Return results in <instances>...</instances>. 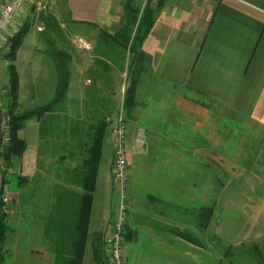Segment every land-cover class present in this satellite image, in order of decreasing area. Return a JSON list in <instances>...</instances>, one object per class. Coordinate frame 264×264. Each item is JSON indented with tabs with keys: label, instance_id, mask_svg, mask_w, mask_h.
Returning <instances> with one entry per match:
<instances>
[{
	"label": "crops",
	"instance_id": "1",
	"mask_svg": "<svg viewBox=\"0 0 264 264\" xmlns=\"http://www.w3.org/2000/svg\"><path fill=\"white\" fill-rule=\"evenodd\" d=\"M7 1L0 0V10ZM145 2L26 0L9 25L12 36L31 20L15 59L17 64L23 57L29 66L23 82L18 73L14 111L50 102L60 77L68 78V86L51 111L24 122L18 132L26 143L21 157L6 164L0 144V179L3 174L8 199L5 264H66L71 257L70 208L88 186L84 145L91 123L104 120L82 260L93 264L92 236L98 232L104 238L116 213L109 205L112 152L107 157L105 142L124 94L129 56L127 48L99 34L119 30L126 3L141 14ZM150 8L154 22L141 48L148 67L139 77L135 104L124 111L131 178L125 262L222 264L224 245L263 247L264 162L255 160L264 154L239 162L237 141L235 149L224 147L222 126L206 119L215 107L200 100L230 113L220 117L236 124L241 117L264 131V0H151ZM43 14L55 17L61 29L53 45L40 39ZM77 26L88 30L87 38L73 31ZM4 52L1 48L0 60ZM10 104L7 88L0 92V114L9 112ZM208 208L210 218L202 227Z\"/></svg>",
	"mask_w": 264,
	"mask_h": 264
},
{
	"label": "trees",
	"instance_id": "2",
	"mask_svg": "<svg viewBox=\"0 0 264 264\" xmlns=\"http://www.w3.org/2000/svg\"><path fill=\"white\" fill-rule=\"evenodd\" d=\"M150 1L146 0L142 12L140 14L138 8L132 3H126L123 11V15L120 19V28L113 35H108L106 32L101 31L99 38L110 39L117 44L127 48L129 52L128 64H127V85L124 90L123 96V109L126 113H129L133 105L135 104L136 87L140 75L147 69L148 58L142 51V43L149 33L154 22V11L150 8ZM140 14V15H139ZM43 29L39 32L40 38L44 41H50L53 45V41L61 36V29L57 20L50 14H43L40 17ZM31 26V20H26L21 27L10 37L9 46L7 52L3 58L7 61V71L9 75L8 90L11 99L9 106V112L11 114V140L9 146L5 149L3 157L6 164L10 163L12 158L21 157L26 143L19 137L18 132L22 128L24 122L32 116L40 117L46 112L53 109L54 105L63 99L67 92L68 78L60 77L57 81L53 98L50 102L38 105L29 112H15L18 100L19 89V77L15 66L16 54L22 42L27 35ZM53 47V46H52ZM106 129V123L93 122L91 123V137L90 141L85 146V165L87 172L85 174V181L88 182V186L85 185V192L80 197V200L75 208H70L74 215V238L72 241L71 257L67 260L66 264H82L85 247L87 243V233L89 227V221L91 216V207L93 194L95 190V181L98 166L102 156V147L104 141V132ZM23 178H20L22 180ZM6 180L4 175L1 174L0 179V264H5V242L7 238V227L5 224V204L2 201L4 193V185ZM210 218V209H206L205 220L202 222V227H206ZM179 236L184 239H188L192 243L195 241L189 237V234L178 231ZM105 236L103 238L101 233H94L91 239V250L93 264H107L106 250L104 244Z\"/></svg>",
	"mask_w": 264,
	"mask_h": 264
},
{
	"label": "built area",
	"instance_id": "3",
	"mask_svg": "<svg viewBox=\"0 0 264 264\" xmlns=\"http://www.w3.org/2000/svg\"><path fill=\"white\" fill-rule=\"evenodd\" d=\"M159 1V0H154ZM26 0H8L0 10V49L5 51L9 46L10 35L7 29L11 24L15 14L23 8ZM11 114L3 111L0 114V144L6 149L11 140ZM127 124L125 113L121 104L120 110L116 113L112 124L110 137L111 145V174L113 184L116 187L118 201L116 202V213L114 221L105 235V250L107 264H126L124 255L125 227L127 211L129 209V187L130 171L127 163ZM2 169L4 166L2 165ZM3 203H7V197H2Z\"/></svg>",
	"mask_w": 264,
	"mask_h": 264
},
{
	"label": "rangeland",
	"instance_id": "4",
	"mask_svg": "<svg viewBox=\"0 0 264 264\" xmlns=\"http://www.w3.org/2000/svg\"><path fill=\"white\" fill-rule=\"evenodd\" d=\"M49 11L50 9H46ZM52 13V10L50 11ZM39 19V18H38ZM61 19V17H60ZM59 19V20H60ZM34 35L36 34V28L34 25ZM74 32L78 35H80L81 39H85L88 37V30L85 27L82 26H77L73 28ZM28 36V35H27ZM35 38V36H34ZM76 38V37H75ZM79 38V37H78ZM31 39V37H30ZM41 39V38H40ZM38 37V40H40ZM28 40V37H27ZM7 52V50L4 52V54ZM129 54V53H128ZM23 57H20L18 60V63H15V66H17V72L21 76V81L23 82V78L26 75V71L28 69L29 65H26L23 62ZM7 65L8 63L4 60H0V92H7L8 88V71H7ZM35 66V71L39 70V64L34 65ZM126 85H127V76H126ZM126 87V86H125ZM125 90V89H124ZM24 90H22V99L24 98L23 95ZM123 94V92H122ZM124 96V94H123ZM123 97L121 98V101L116 104V113L120 110L121 104L123 106ZM201 103L204 105L210 107H215V109L210 110L208 114H211L210 116H207V120H216V123L219 127L222 126V134H223V140H224V147L225 148H230L233 147L234 149L236 148L237 144L235 143L237 141L238 143V148L240 149L241 152V158L239 159V162H242L244 160H250L251 158H256L257 155H255L256 152H260L264 154V143L263 142V137H264V131L257 128L253 127L250 125V122L245 120L244 118L238 117L236 118L238 120V124L231 122L230 120L220 117L218 115L223 114L224 116L230 113L224 109H221L218 106H215L214 103L211 101H208L207 99L201 98L200 100ZM217 114V115H216ZM235 118V117H233ZM114 121V120H113ZM113 124V122H112ZM209 126V125H208ZM251 126V127H249ZM255 130V132H254ZM111 132H112V125L109 130V135L107 141L105 142V149H106V155L107 157L109 156V152L111 145H110V137H111ZM112 152V151H111ZM258 157H261L259 155ZM259 159V158H258ZM111 161V160H110ZM264 162L263 158H260L259 160H255V163L257 165L260 163L262 164ZM118 201V195H117V190L115 185L113 184L112 180V187H111V196H110V203L112 208L116 207V202ZM98 211V210H97ZM96 211V212H97ZM202 225V224H201ZM192 236H196L195 231H191ZM264 241V240H263ZM263 247H258L253 244L251 245H244L243 248H234V247H228L225 248V245L223 247L224 253L223 254V260L222 264H264V242L262 243ZM11 248V247H10ZM12 260V259H10ZM9 260V261H10ZM8 262V261H7ZM9 264V263H6ZM11 264V262H10Z\"/></svg>",
	"mask_w": 264,
	"mask_h": 264
}]
</instances>
